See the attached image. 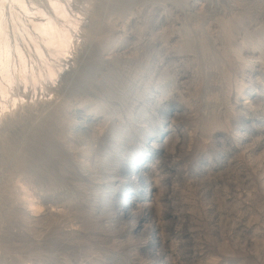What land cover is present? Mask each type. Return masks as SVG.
I'll use <instances>...</instances> for the list:
<instances>
[{
  "label": "rangeland",
  "instance_id": "1",
  "mask_svg": "<svg viewBox=\"0 0 264 264\" xmlns=\"http://www.w3.org/2000/svg\"><path fill=\"white\" fill-rule=\"evenodd\" d=\"M69 8L70 55L0 120V264H264V0ZM121 129L112 172L151 178L102 185Z\"/></svg>",
  "mask_w": 264,
  "mask_h": 264
},
{
  "label": "bare ground",
  "instance_id": "2",
  "mask_svg": "<svg viewBox=\"0 0 264 264\" xmlns=\"http://www.w3.org/2000/svg\"><path fill=\"white\" fill-rule=\"evenodd\" d=\"M69 1L71 0H0V120L26 101L22 96L13 94L15 86H34L36 83L42 86L40 80L44 77L53 80L56 76L51 64L53 59L70 55L77 23L72 20ZM258 46L256 49L264 53V45ZM260 59L264 61V56ZM177 115V112L170 114L173 117ZM173 117H169L171 124L174 123ZM161 134V131L158 132L156 138ZM127 135L121 129L113 154L100 161L103 168L96 172L99 176L98 183L104 181L105 184L102 185H112L118 181L114 179L121 175L125 178L134 177L138 181L151 178V172L143 174L146 160L136 169L119 167L120 169L112 172L117 160H125L121 155L123 147L128 143ZM152 142L149 146L151 155L147 160L163 163L162 146ZM161 168L162 166L158 167ZM166 179H162L163 183Z\"/></svg>",
  "mask_w": 264,
  "mask_h": 264
}]
</instances>
